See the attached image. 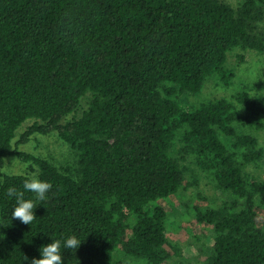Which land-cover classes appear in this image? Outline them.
<instances>
[{
	"label": "trees",
	"instance_id": "1",
	"mask_svg": "<svg viewBox=\"0 0 264 264\" xmlns=\"http://www.w3.org/2000/svg\"><path fill=\"white\" fill-rule=\"evenodd\" d=\"M263 18L264 0L236 8L222 0H0V170L10 156L29 165L28 173L0 171V264H30L57 239L63 264H127L114 260L116 249L169 264L181 252L168 237L167 209L149 205L185 187L189 152L233 196L195 207L213 232L203 264H264V179L246 171L263 157L264 96L243 90L235 101L179 104L209 80L230 84L229 53H264ZM30 120L17 143L54 134L72 150L71 165L14 146ZM29 173L52 189L47 201L25 193L37 208L24 225L11 219L17 205L7 189L23 190ZM72 235L76 251L63 248Z\"/></svg>",
	"mask_w": 264,
	"mask_h": 264
},
{
	"label": "rangeland",
	"instance_id": "2",
	"mask_svg": "<svg viewBox=\"0 0 264 264\" xmlns=\"http://www.w3.org/2000/svg\"><path fill=\"white\" fill-rule=\"evenodd\" d=\"M234 8L243 0H222ZM258 30L264 35V18L258 24ZM238 55H242L240 60ZM227 68L233 71L228 86L218 85L214 80L206 82L199 93L183 92L179 96V104L190 109L203 101L232 97L245 90L251 97L264 96V53L252 50H235L228 55ZM235 101V100H234ZM32 121L25 122L16 133L14 146L22 152L45 158L55 165H71L73 152L69 145L56 135H31L26 143H17L20 135L27 129ZM258 146L263 150V157L257 165L246 166V171L264 179V127L257 132ZM182 144L178 141L177 148ZM186 154H184L185 156ZM196 155L187 153L183 161L186 167V185L179 189L177 194L169 198L151 202L150 207L161 204L167 209L166 229L172 245L178 246L181 254L174 257L169 264H203L207 255H210V241L212 230L196 221L195 207L202 210L215 208L225 201H231L233 196L217 187L212 173L201 168ZM1 172L8 174L28 173V163L20 161L16 156L5 158ZM30 175L33 173H29ZM2 178L0 177V185ZM114 260H121L127 264H146L135 260L120 249L114 252Z\"/></svg>",
	"mask_w": 264,
	"mask_h": 264
},
{
	"label": "clouds",
	"instance_id": "3",
	"mask_svg": "<svg viewBox=\"0 0 264 264\" xmlns=\"http://www.w3.org/2000/svg\"><path fill=\"white\" fill-rule=\"evenodd\" d=\"M23 190H17L15 187L7 189V195L14 197L16 207L11 213V219L18 220L21 224L30 225L35 219L34 210L37 208L35 201H47L49 199L47 193L52 189V184L39 179L38 174L33 173L30 177L24 179ZM32 193L33 199H25V193ZM81 245V241L75 236H69L63 241V248L77 250ZM62 242L57 239L52 241L40 249V259L32 258L30 264H63V256L61 253ZM25 261L28 257L24 256Z\"/></svg>",
	"mask_w": 264,
	"mask_h": 264
}]
</instances>
